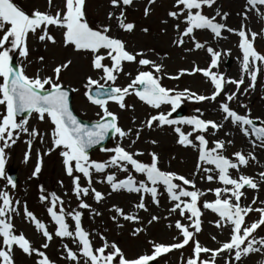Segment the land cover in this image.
<instances>
[{
	"label": "snow or ice",
	"instance_id": "1",
	"mask_svg": "<svg viewBox=\"0 0 264 264\" xmlns=\"http://www.w3.org/2000/svg\"><path fill=\"white\" fill-rule=\"evenodd\" d=\"M133 2L134 0H110L112 8L118 9L119 13L115 11L107 13V19L115 20L117 28L126 33H131L136 28L135 23L127 21L125 12L126 7L131 6ZM47 3L51 8L53 0H47ZM155 3L156 0H148L149 5ZM216 3L217 0H173L172 10L167 12V17L177 22L174 24L177 37L172 43L176 47H182L187 38L192 42L193 48L185 51L205 50L209 54L210 63L206 68L193 66L191 69H181L177 74L169 75L165 72L163 63L147 58L143 51H129L124 40L110 35L112 31L110 24L91 25L86 14V0H64L63 8L55 12L37 9L30 13L18 7L13 0H0V106L4 109L0 113V178L7 180L5 188L0 189V264H15V248L28 256L35 254L38 257L35 264H55L46 252L41 250L49 247L48 242L53 239V233L48 230L45 223L28 210L26 205L23 209L24 217L42 234L45 242L39 248L35 247L22 232L16 233L12 223L14 214L19 215L20 201L14 200L7 190L9 187L15 189L17 182L5 173L6 149L11 148L22 133L27 134L28 150L24 156V162H27L33 140L39 138L43 143V135L37 128L29 127V119L24 118V114H27V117L35 115L39 121L47 120L51 125L50 147L43 155L60 150L64 171L71 177L72 191L79 201L78 209L91 208L83 199L90 194L97 203L105 199V194L92 186L93 174L97 173L104 175L95 182L107 183L111 192L124 190L139 194V202L133 205L137 210L148 211L145 195L150 196L151 202L159 207V197L166 193L172 203L168 209L169 215L178 213L187 221V223H182L181 219L174 221L178 235L172 238L171 243L150 241L149 253L128 258L118 243H109L103 235L97 234L102 243L95 246L92 240L93 233L86 231L82 226V212L76 209L66 211L63 199L55 192L50 193L49 199V194H44L41 186L42 194L39 199L41 202H46L47 213L56 225L55 237L61 239L68 237L76 244V251L67 244L63 245L64 259L75 264H80L81 259L84 264H154L159 257L173 250L183 249L190 242L192 253L186 261H182V264H217L216 257L225 253L228 254V258L224 264H233V261L240 262L243 257L250 254H264V236L257 239L254 235L257 229L264 226V206L253 207L258 197H253L251 204L242 203L245 189L259 191L260 183H264V171L258 174L260 182L252 176L240 173V168L246 167L250 160H256V157L251 152L245 154L242 151L233 153L231 158L224 155L227 145L232 143L231 140L216 139L211 141L209 146L210 141L206 138V134L211 130L215 135L224 125L222 122L203 119V112L200 109L195 110L199 115L180 119L170 118L186 100L197 103L215 102L218 97L223 96V100L218 105L223 113V121L237 127L245 137H254L252 141L254 147L256 141H259V146L264 148V120L259 117L253 118L251 110L245 104L240 105L245 109L243 113L231 107L233 101L239 100L245 76L249 84L243 92L247 93L255 88L258 74L264 70L262 69L264 53L254 46L258 36L264 37V30L253 32L243 24L239 29H233L221 22L226 21L228 13H222L219 8L212 16L203 12L205 7L212 8ZM246 4L249 10H259V6H264V0H246ZM149 12L150 8L146 7L144 15H149ZM259 15L264 18V11H259ZM217 17L220 19L218 20ZM247 18L245 14L244 19ZM161 23L166 25L168 20H162ZM181 23L184 25L182 29ZM52 27L61 29L62 43L65 47H72L76 52L89 55L91 67L100 73L99 79L88 76L84 84L87 101L100 110L96 113L98 119L91 124L79 119L71 106V94L78 89L69 88L62 82V73L73 63L71 59L55 65L51 75H41L38 70L30 76L25 70L24 61H27L30 55L29 36L36 37L45 46L48 43L55 45L57 40L51 34ZM197 30H208L212 38L217 41L224 38L222 34L225 31L239 37L238 48L241 56L238 60L241 75L238 79H229L223 73L213 71L219 68L221 57L230 55L231 52L217 51L207 41H198L195 36ZM142 31L147 33L149 29L143 28ZM16 56L22 58L19 65L14 63ZM39 60L43 62L44 57H39ZM125 63H136L147 70L137 71L132 77L131 73H124ZM121 73L132 78L126 86H115ZM196 73H201L210 81L213 86L211 95L198 94L188 88L177 91L162 83L165 76L168 79H179L185 74ZM101 81L104 83L102 84ZM228 84L234 85L236 90L226 91ZM130 95H135L143 104L157 110L156 114L147 116L135 129L121 126L118 114L109 109L110 101L121 110L134 108L126 103V97ZM163 105L170 106V110L160 111ZM257 121L260 122L259 126ZM166 125L173 126L178 136V144L192 147L198 152L196 170L190 176L162 170L159 166L160 158L155 152L148 153L150 162H143L138 157L143 156L144 152L132 149L145 128L152 130L154 127L163 128ZM179 125H188L191 130L185 132ZM109 136L117 139L118 142L112 148L100 149L111 154L108 159L104 161L90 159L89 149L100 145ZM125 139L129 141L127 148L123 144ZM151 143L155 145L157 141L152 140ZM41 164V151L38 149L33 177L41 172ZM111 168L125 173V178L118 179L115 172L107 171ZM230 170H235L238 175L233 177ZM133 172L141 174L144 179L138 180ZM77 173L80 175H76ZM199 173H203L202 180L207 182L218 180L223 185V187L207 189L215 199L201 200L206 193L196 187L194 177ZM82 178L87 186H82ZM161 186L163 193L160 191ZM261 204H264V201ZM202 209L210 210L217 215L218 219L211 222L216 228L229 229V238L217 242L219 244L217 248L204 246L195 238L202 230ZM111 210L116 213L112 219L117 223V227H122L118 217L133 223L140 222L138 215L125 213L118 206H113ZM92 211L95 215H100L94 209ZM253 212L258 213L259 218L248 223L246 218ZM68 217L74 222V229L67 223ZM159 220L160 216L151 215L148 223ZM168 227H173V224H169ZM144 230L142 227H137L131 234L137 236ZM211 239L215 241L216 237L212 236ZM205 256L208 258H204Z\"/></svg>",
	"mask_w": 264,
	"mask_h": 264
},
{
	"label": "rangeland",
	"instance_id": "2",
	"mask_svg": "<svg viewBox=\"0 0 264 264\" xmlns=\"http://www.w3.org/2000/svg\"><path fill=\"white\" fill-rule=\"evenodd\" d=\"M18 7L30 13L33 10H50L55 12L63 8L64 0H53L51 8L47 3V0H13ZM173 0H156L155 4L149 5L148 0H134L131 6L126 7L127 21L133 22L136 28L131 33H126L120 30L116 26V21H109L107 19V13L115 11L119 13L118 9H113L110 0H86V14L93 26L110 24L112 31L110 35L118 36L124 40L127 44L129 51H143L146 53V57L156 61L157 63H163L165 65V72L169 75H175L181 69H191L193 66H199L201 68L208 67L210 63L209 54L205 50H193L191 52L185 51V49L193 48V44L186 38L185 44L182 47H176L172 41L176 39L177 32L174 28L176 21L167 17V12L172 10ZM150 8L149 15H144L145 8ZM227 12L228 16L226 23L233 29H239L241 25H245L253 32H261L264 30V18L259 15V11H264V6H259L258 9L249 10V6L246 4V0H217V3L212 7H205L203 12L209 16L215 15L216 9ZM247 14V19H244V15ZM168 20V23L162 24V20ZM219 20L220 18L217 17ZM184 27L181 23V29ZM143 28H148L147 33L143 32ZM166 29V31H165ZM51 34L54 35L57 43L55 45L48 43L45 46L44 43L39 42L36 37L29 36V48L30 55L27 61H24L25 70L28 75H33L38 70L41 75H51L52 68L66 59L72 60L70 68L62 73V82L69 88H76L78 91L72 95V108L76 115L87 121H95L98 119L96 113L99 110L98 107L90 104L84 92V84L87 82V77L91 76L94 79H99L100 73L91 67V57L87 54L76 52L72 47H65L62 43V31L59 28L52 27L50 29ZM223 39L219 41L212 38L211 33L208 30H197L195 32L196 39L200 42L207 41L209 45L214 47L217 51L230 50L231 54L221 57V62L218 69L213 71H219L223 73L226 78L238 79L241 75L240 63L238 57L241 56V52L238 48L239 37L233 33L223 32ZM254 46L256 49L264 53V37L258 36L255 40ZM43 56L44 61L41 62L39 57ZM17 64L19 65L22 58L16 56ZM107 63V61H105ZM264 69V66H262ZM147 70L141 68L136 63H125L124 73H131L134 77L137 71ZM121 73L116 81L115 86H126L132 77H129ZM103 84L104 82L101 81ZM110 83V82H109ZM163 85L168 88L182 91L185 88L191 89L198 94L211 95L213 86L210 81L204 77L201 73L194 75H183L179 79H168L167 76L162 80ZM249 80L245 76V83L241 85L239 100L233 101L231 107L240 113H243L245 109L241 108V104L247 105L251 110L253 118L259 117L264 120V70H262L257 77L255 88L250 89L247 93L243 92V89L247 87ZM235 86L226 85V91H235ZM223 100V96L217 98L215 102H195L184 101L181 107H185L184 117H190L193 115H199L195 110L200 109L203 112V119H211L223 123V128L215 135L211 133V130L206 134V138L210 141L221 139L231 140L232 143L227 145L224 155L232 157V154L237 151H242L245 154L251 152L256 160H250L246 167L240 168V173L252 176L260 182L259 173L264 171V148L259 146V141H256V146H253L252 141L254 137H245L237 127L233 126L227 121H223V113L219 110V102ZM126 103L134 106L127 110H121L113 103L109 102V109L119 116V123L125 128H137L141 122L149 115L156 114L157 110L150 108L143 104L135 95L126 97ZM178 108L177 110H179ZM170 106L163 105L160 111H169ZM4 111L0 106V113ZM29 119V127L37 128L43 135V143L39 138L34 139L32 142V149L30 158L27 162H24L25 152L28 150L26 141L29 139L27 134H21L17 139V142L12 145L11 148L6 149L7 163L5 166V173L8 167L16 168L17 170V186L15 189L10 187L7 189L14 200L20 201L19 215L13 216L12 223L14 224L17 234L22 232L26 238H28L35 247L39 248L42 243L45 242L42 234L35 229V226L28 221L23 215V209L26 205L28 210L33 212L34 215L46 224L48 230L53 233V239L48 242L49 247L47 249H41L45 251L48 257L55 262V264H75L73 261L64 259L63 245L67 244L70 248L76 251V244L73 243L71 238L65 237L63 239L55 237L54 231L56 225L51 220V217L47 213L46 202H41L39 197L41 193V186L44 189V194L55 192L64 201V207L66 211L76 209L82 212V226L83 228L93 233L92 240L95 246H99L102 242L99 239V235L106 237L109 243L116 242L125 252L128 258H134L138 254L149 253L151 250L150 241L171 243L172 238L178 235V231L174 227V221L181 219L182 223H187L186 220L181 218L178 213L169 215L168 209L172 206V203L168 200L167 194L164 193L159 197L160 205L157 207L151 202V197L145 195V204L148 211L137 210L133 207L135 203L139 202V194L128 193L121 190L119 192H111V188L107 183H96L95 181L103 178L104 174H93V187L96 190L105 194V199L100 203H97L91 194L87 197H83L86 203H88L90 209H78L77 205L79 201L74 195L72 188V179L67 176L64 171L62 160L59 155V149L51 152L48 155H43L47 152L51 143V125L47 120L39 121L35 115L31 117H25ZM173 118V117H170ZM135 121V122H133ZM259 126L260 122H256ZM183 131H190L191 128L188 125H179ZM229 133V135H225ZM152 140H156L157 143L153 145ZM178 136L173 130V126H164L163 128L154 127L152 130L144 129L141 133L140 139L135 145L132 146L133 150L144 152V155L138 157L143 162H150V156L148 153L155 152L160 158V167L162 170L174 171L178 174L190 176L195 172V166L197 163L198 152L192 147H184L177 143ZM117 139L111 138V140L105 145L107 148H112L116 145ZM198 143V142H196ZM124 146L127 148L129 141L125 139L123 141ZM104 148V147H103ZM41 151V172L37 176L33 177L32 172L37 162V150ZM110 153L97 149L90 153V159L96 161L107 160ZM207 166V165H206ZM109 172H115L118 179H124L125 173L120 172L116 168L108 169ZM131 171V169H130ZM233 177L238 173L235 170H230ZM138 180L144 179L141 174L132 173ZM76 175H80L77 173ZM203 173L197 174L194 178L196 181V187L206 194L201 200H213L214 195L207 192L209 188L223 187L218 180L213 182H207L201 179ZM82 186H87L86 181L81 179ZM7 185V180L0 178V189H4ZM189 190H191L189 188ZM160 191L163 193V187ZM245 198L242 200L243 204H251L253 197H258L257 203L253 207H261L264 201V183H260L259 191L252 189H245ZM109 193H111L109 195ZM113 206H118L124 210L125 213L136 214L140 217L139 223H133L124 220L122 217H118V222L122 227H117V223L113 221L112 217L116 215L112 211ZM59 207V206H58ZM99 212L100 215H95L92 210ZM202 230L196 234V239L204 246L209 248H217L219 244L217 242H223L229 238V229H218L211 222L218 219L217 215L210 210L202 209ZM151 215L160 216L159 221H155L151 224L148 221ZM259 218L258 213H251L246 218L248 223L255 221ZM70 228L74 229V222L70 217L67 218ZM173 224V227L169 228L168 225ZM137 227H142L145 230L139 233L137 236H133L132 230ZM99 234V235H97ZM258 239L264 236V226L257 229L254 233ZM212 236L216 237V240L211 239ZM192 253L191 242L180 250H173L172 252L159 257L154 264H182V261H186ZM204 258H208L205 256ZM228 258V254L225 253L222 256H217V264H224ZM15 264H35L38 257L33 254L28 256L24 254L20 249H14ZM80 264H84L81 259ZM233 264H264V254L254 253L247 257H243L240 262L233 261Z\"/></svg>",
	"mask_w": 264,
	"mask_h": 264
},
{
	"label": "water",
	"instance_id": "3",
	"mask_svg": "<svg viewBox=\"0 0 264 264\" xmlns=\"http://www.w3.org/2000/svg\"><path fill=\"white\" fill-rule=\"evenodd\" d=\"M14 63H15V61H14ZM24 115H26V114H24ZM179 115H181V113H179ZM109 138V137H108ZM107 138V139H108ZM106 139V140H107ZM105 140V141H106ZM105 141H103L100 145H96V146H102L104 143H105ZM96 146H94L93 148H95ZM93 148H91V149H93ZM90 150V149H89ZM8 175H10V176H12L15 180H16V177H15V170L14 169H9V172H8Z\"/></svg>",
	"mask_w": 264,
	"mask_h": 264
}]
</instances>
